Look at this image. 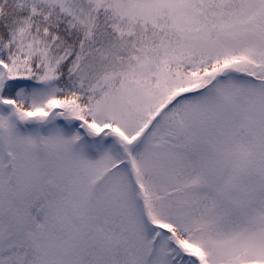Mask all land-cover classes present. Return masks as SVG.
<instances>
[{
	"label": "snow or ice",
	"instance_id": "obj_1",
	"mask_svg": "<svg viewBox=\"0 0 264 264\" xmlns=\"http://www.w3.org/2000/svg\"><path fill=\"white\" fill-rule=\"evenodd\" d=\"M0 264H264V0H0Z\"/></svg>",
	"mask_w": 264,
	"mask_h": 264
}]
</instances>
